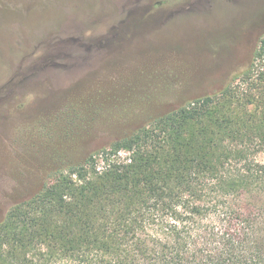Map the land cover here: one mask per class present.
Returning <instances> with one entry per match:
<instances>
[{"label": "rangeland", "instance_id": "374dc122", "mask_svg": "<svg viewBox=\"0 0 264 264\" xmlns=\"http://www.w3.org/2000/svg\"><path fill=\"white\" fill-rule=\"evenodd\" d=\"M263 35L264 0H0V221L60 169L223 89Z\"/></svg>", "mask_w": 264, "mask_h": 264}, {"label": "trees", "instance_id": "16d2710c", "mask_svg": "<svg viewBox=\"0 0 264 264\" xmlns=\"http://www.w3.org/2000/svg\"><path fill=\"white\" fill-rule=\"evenodd\" d=\"M263 99L264 35L223 89L14 205L0 221V264H264V162L248 153L264 149Z\"/></svg>", "mask_w": 264, "mask_h": 264}]
</instances>
